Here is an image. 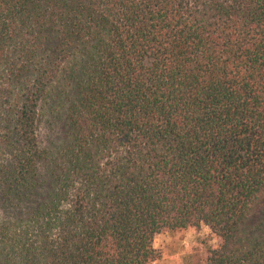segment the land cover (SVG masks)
<instances>
[{
    "label": "trees",
    "instance_id": "obj_1",
    "mask_svg": "<svg viewBox=\"0 0 264 264\" xmlns=\"http://www.w3.org/2000/svg\"><path fill=\"white\" fill-rule=\"evenodd\" d=\"M201 225L202 264H264V0H0V264Z\"/></svg>",
    "mask_w": 264,
    "mask_h": 264
},
{
    "label": "rangeland",
    "instance_id": "obj_2",
    "mask_svg": "<svg viewBox=\"0 0 264 264\" xmlns=\"http://www.w3.org/2000/svg\"><path fill=\"white\" fill-rule=\"evenodd\" d=\"M46 140H54V134L42 128ZM206 225L176 231L163 230L154 237L153 247L160 257L149 264H202L208 247L218 244Z\"/></svg>",
    "mask_w": 264,
    "mask_h": 264
}]
</instances>
